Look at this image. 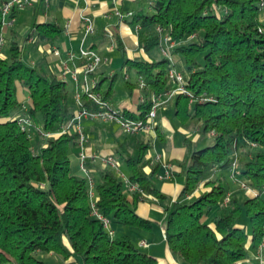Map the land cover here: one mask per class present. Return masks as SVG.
<instances>
[{"label": "trees", "instance_id": "16d2710c", "mask_svg": "<svg viewBox=\"0 0 264 264\" xmlns=\"http://www.w3.org/2000/svg\"><path fill=\"white\" fill-rule=\"evenodd\" d=\"M150 1L149 10L137 12L130 21L139 26L138 45L144 51L159 45L156 27L168 33L175 44L173 54L185 66L186 88L194 96L211 99L189 105L186 95L177 94L175 113L183 125L196 120L204 132H212L213 142L196 148L185 140L186 157L176 162L180 172L171 173L183 176L184 184L171 203L153 182L161 163L144 172L151 164L145 158L148 143L136 144L138 155L124 158L126 176L144 194L163 203L165 241L182 264H234L244 259L248 240L257 248L264 237V25L260 19L264 8L261 0ZM2 27L0 14V34ZM60 33L52 23H36L32 30L37 42L55 40ZM118 48L123 50L120 42ZM8 51L7 59L0 58V264H42L37 256L48 253L69 264H156L128 235L111 237L91 214L88 181L71 167L70 148L76 135L52 136L45 139L44 147L33 149L32 139L13 116L21 107L17 86L30 99L27 114L38 128L34 138L40 140L41 133L56 131L72 117L69 89L55 75L25 64L15 41ZM170 64L165 57L123 61L151 95L169 89ZM113 81L114 77L102 91L104 99L111 95ZM82 100L87 108L96 109L85 96ZM150 107L148 98L139 105L138 114L124 111V115L144 120ZM230 182L244 183L255 195L235 193L222 207ZM200 184L203 191L186 198ZM93 190L96 208L110 219L111 229L115 225L150 228V221L135 211L142 195L135 192L129 200L116 172L103 170ZM215 208L223 212L210 225L204 218ZM243 219L249 223L250 235Z\"/></svg>", "mask_w": 264, "mask_h": 264}, {"label": "crops", "instance_id": "0c3cea01", "mask_svg": "<svg viewBox=\"0 0 264 264\" xmlns=\"http://www.w3.org/2000/svg\"><path fill=\"white\" fill-rule=\"evenodd\" d=\"M148 10L149 6L146 0H32L30 6L22 10L14 11L11 20L8 21L7 25L2 27V35L4 41L7 36L10 42L15 41L20 46L21 58L25 64L43 72L41 63H46L48 72L43 73L46 75H55L59 79L62 71L60 62L61 59L65 58L67 52L77 54L80 47H87L94 50L102 58V63L97 67L94 73V77L97 79L98 83L101 81L102 83H106L107 80L109 82V80L114 77L112 93L105 100L114 109H120L129 114H138L139 105L151 97L149 90L146 88L140 89L135 86L134 83L129 81L130 78L125 75L124 78L126 82L129 81V83H126L127 91H121L122 96L118 98V102L115 105L112 104L113 97L115 93H117V91H115L116 73L114 67L119 63L118 57L121 59L120 63L122 66L126 58L131 60L154 59L148 56L146 51L139 47L137 38L138 30L136 29L137 24L130 22L134 14L139 11L146 12ZM116 12L124 16L120 18ZM126 13H131V16L126 17ZM83 15L89 16L94 25V32L84 39L81 26V17ZM260 19L264 25V10L261 11ZM36 23L55 24L61 29V33L55 40L37 42L35 35L32 34L33 26ZM23 36V42L19 44V41L16 40ZM4 41L0 48L1 59H7L9 57V51L8 54L7 51L4 52ZM117 41L121 43L123 50L118 48ZM26 46L27 50H24ZM54 48L59 50V56H55L52 53ZM172 51L171 49L170 57L174 67L179 71H184L185 66L182 64V60L179 56L173 54ZM161 58L163 57H159V59ZM81 63V60L77 58L72 62H68L70 67H77L78 70H80ZM65 82L69 89L70 110L73 112L72 94L75 85L69 77L66 78ZM169 84V88H171L173 84L170 82ZM104 91L105 90H103V92ZM173 98L174 102L170 105L171 109L174 107L176 95H174ZM17 99L21 105L28 106L30 104L27 92L21 86H17ZM162 104L157 108L155 127L153 132L149 135L143 133L125 134L124 131L116 128L118 125L112 122L94 120L82 121V130L87 139L84 145V151L87 155L86 166L93 183L98 181L100 173L107 168L102 163L103 157L107 155H112L114 157L115 152H120L125 155V157L129 155L130 149L128 144L129 138H131L134 140L135 148H137L136 144L138 143H148L150 145V149L145 155V158L152 159L156 154H160L163 157L165 165L161 163L156 175L153 177V182L158 190L169 198L167 200L169 203L178 198L183 188L184 177L179 174L171 175V173L180 172V167L176 162H181L185 159V140H190L188 137L189 130L199 129V123H197L196 120H190L187 124L183 125L175 113L176 104L173 119H171L170 113H168L169 109L167 108L169 106L167 105L162 108ZM19 115H21L20 110L13 113L14 117ZM177 134L182 135L183 139H178ZM194 139L197 141L198 136ZM190 141L194 145V141ZM35 143V146H33L34 150L45 146V141L38 138H35ZM78 152L79 148L74 144L70 148V161L73 172L81 176L83 173L79 168ZM154 164L145 167L144 172L149 173L152 168L151 165ZM165 172L170 173L168 178H162ZM117 174L120 175L123 173L118 171ZM123 175L126 176V174ZM212 178L213 176H211V179ZM228 187L231 195L239 191L237 189L238 187L232 182L228 184ZM203 188V185L200 184L198 189L186 198L193 199L197 197L199 193L203 191ZM127 198L131 200L130 195H128ZM135 211L140 217L149 220L151 226L149 229L136 228L137 230H134L136 238L133 241L131 240L133 244L140 251L155 258L156 264H182L181 259L170 252L165 241L166 214L164 212L163 203L152 196L144 194L135 203ZM222 212L223 209L215 208L211 210L204 219L212 225L214 219L220 216ZM242 224L250 235L248 221L243 219ZM114 227H116V229ZM112 230L114 235L117 231L122 235H128L126 233L128 231L126 226L115 225L112 226ZM141 241L146 245H140L139 243ZM39 259L42 261V264H69L60 256L53 253L45 254L44 258L41 256ZM234 264H264V237L262 243L257 248H253L251 242L248 240L244 259Z\"/></svg>", "mask_w": 264, "mask_h": 264}, {"label": "built area", "instance_id": "2783aa9c", "mask_svg": "<svg viewBox=\"0 0 264 264\" xmlns=\"http://www.w3.org/2000/svg\"><path fill=\"white\" fill-rule=\"evenodd\" d=\"M148 5L151 4L150 0H147ZM32 4V0H0V14L2 19V25L5 26L8 24V21L11 20V13L13 11L22 10L27 6ZM261 8H264V0L260 2ZM116 14L122 18L124 15L116 12ZM126 17H130L131 13H126ZM81 26L83 31V39L86 36L91 35L94 32V25L92 19L89 16L83 15L81 17ZM136 29L139 30V26L136 25ZM156 31L160 34V43H164L165 46L162 47L160 45V53L163 57L170 60V67L168 69V80L171 84V88L161 94H152L150 97L151 107L147 114L146 119H134L127 115H124V112L120 109L112 108L109 103L103 98L102 92L96 89L98 85L97 79L94 77V73L97 67L102 63L101 56L96 53L94 50L87 47H80L77 54L72 52H67L64 59H61L62 71L60 73V79L66 81V78L69 77L72 83L75 85L74 92L72 94L73 106L74 110L72 112V117L60 124L58 129L53 132H43L42 140L52 137L59 136L62 134H74L76 135L75 145L79 148L78 159H79V168L80 171L84 174L85 178L88 181L89 185V197H90V205H91V214L97 219L101 220L103 226L108 231V234L112 237L113 230L111 229V221L109 218L103 216L96 208L95 201L96 195L93 190V180L89 175L88 168L86 166L87 155L84 151V145L87 141L86 136L82 130L81 123L84 120H99L112 122L118 125V127L127 134H136L143 133L145 135H149L153 132L155 127V118L156 111L158 106L161 104L160 101L162 96H174L177 94L186 95L188 98V103L190 105L196 102H203L205 100H211L201 94L199 96H194L187 88H186V79L184 74L177 70L170 57V51L174 47V42L170 40L168 33L164 32L160 27H156ZM3 35L0 34V48L3 45ZM159 43V44H160ZM52 53L55 56H59L60 52L57 48L52 50ZM75 58L81 60L80 70L76 68L70 67L68 62H72ZM138 87L140 89H145V84L141 79H138ZM82 96H85L88 100L93 102L96 105V109H89L84 105L82 100ZM28 107L26 105H21L20 111L21 115L15 117L21 129L27 132V135L30 139H33L36 136L37 126L33 123L32 119L27 114ZM210 135H213L211 132ZM254 145V144H253ZM102 163L106 167H115V158L112 155H107L102 158ZM151 164L154 163H162L163 157L160 154H156L151 159ZM235 163H233L229 169V177L233 178V169ZM118 173V171H117ZM120 179L122 180L124 191L126 194L131 195L135 192L140 193L142 196L144 195L143 190L139 187L136 182H132L128 179V177L120 174ZM170 176L169 172H165V175L162 178H168ZM240 188L246 189L251 192L252 196L255 195L253 191L246 187L244 183L238 184ZM229 194L227 193L225 197L221 201V206L226 207L229 201ZM140 245H146L143 241L139 243Z\"/></svg>", "mask_w": 264, "mask_h": 264}, {"label": "rangeland", "instance_id": "374dc122", "mask_svg": "<svg viewBox=\"0 0 264 264\" xmlns=\"http://www.w3.org/2000/svg\"><path fill=\"white\" fill-rule=\"evenodd\" d=\"M146 3H147V1H146ZM147 5H148V3H147ZM149 6V5H148ZM23 39H24V36L23 37H20L18 40H16V41H19L18 43L19 44H21L22 42H23ZM10 41L8 40V37L6 36L5 37V41H4V52H6L7 51V54H8V50H9V45H10ZM160 45L162 46V47H164L165 46V44L164 43H160L159 45H157L155 48H153V49H151V50H149V51H146V54L148 55V56H151V57H153L154 59H159V57H163L162 55H161V53H160ZM27 48V46L25 47V49L24 50H27L26 49ZM120 57H118V61H119V63H118V65H116L115 67H114V71H115V73H116V77H115V91H117V93H115V95H114V97H113V102H112V104H116L118 101V98H120L121 96H122V93H121V91H123V90H125V91H127L126 89V80H125V75H127L130 79H129V81L131 82V83H134L135 84V86H137L138 87V78H137V76H136V72H135V70L134 69H132V68H127L126 66H122V64L120 63ZM182 64H183V62H182ZM184 65V64H183ZM41 68H42V71L44 72V73H47L48 72V67H47V65H46V63H41ZM182 72V71H181ZM107 85H108V80L106 81V83H101V85H100V90L101 91H103V90H106V88H107ZM174 96H170V97H168V96H162L161 97V99H160V101H162V108L163 107H165V106H169V107H167L168 109H169V112L168 113H170L169 115H170V118L171 119H173V114H174V111H175V103H174V107L171 109L170 107V105L174 102V98H173ZM166 108V109H167ZM165 109V108H164ZM171 109V110H170ZM94 121H99V120H94ZM198 123V122H197ZM116 128L117 129H119L120 130V128L118 127V126H116ZM125 133V132H124ZM126 134V133H125ZM198 136V139H197V141L194 139L195 137H197ZM188 137H189V139L190 140H192V141H194V146L196 147V148H203V147H206V146H209V145H211L212 144V142H213V137L209 134V133H207V132H204L203 130H202V128L200 127V123H199V129H197V130H189V133H188ZM177 138L178 139H183V136L182 135H180V134H177ZM35 138H33L32 139V145L33 146H35ZM128 147H129V155H131V156H133V157H136L137 155H138V149L137 148H135L134 147V140L133 139H131V138H129V144H128ZM124 157H125V155H123V154H121L120 152H115V156H114V158H115V163H116V166L115 167H113V168H111V167H107L106 169H110V170H113L114 172H117V171H121L123 174H126V166H125V161H124ZM116 175H117V177H119V175L116 173ZM79 176V175H78ZM81 177H85L83 174H81ZM120 178V177H119ZM231 183V182H230ZM229 183V184H230ZM234 185H236L238 188V194H240V193H242V194H244L245 196H252V194H251V192L250 191H248V190H246V189H242V188H240L239 187V185L238 184H235V183H233ZM227 194V193H226ZM225 194V195H226ZM229 194V197H231V194L230 193H228ZM225 195H224V197H225ZM223 197V198H224ZM230 199V198H229ZM156 224V223H155ZM115 229H116V227H114ZM127 228V234L129 235V237H130V239L133 241L135 238H136V233L134 232V230L136 231L137 229L136 228H133V227H126ZM117 231V230H116ZM121 233H119L118 231L115 233V235H120ZM122 235V234H121ZM45 257V254H39L37 257L38 258H40V257ZM50 262V261H49ZM49 264V263H48Z\"/></svg>", "mask_w": 264, "mask_h": 264}]
</instances>
